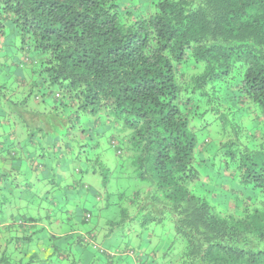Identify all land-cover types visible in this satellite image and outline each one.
I'll use <instances>...</instances> for the list:
<instances>
[{
  "label": "trees",
  "instance_id": "1",
  "mask_svg": "<svg viewBox=\"0 0 264 264\" xmlns=\"http://www.w3.org/2000/svg\"><path fill=\"white\" fill-rule=\"evenodd\" d=\"M4 22L44 58L38 83L20 96L0 92V204L25 190L31 197L34 181L61 196L71 170L77 181L97 175L93 206L118 208L104 225L122 228L126 248L138 235L167 264H264V0H0ZM38 84L55 98L36 103ZM97 114L102 128L82 125ZM196 128L208 129L200 140ZM105 134L114 154L125 149L138 180L133 188L117 182L116 201L98 150ZM49 191L43 199L53 204ZM232 193L252 203L240 199L230 212L212 202ZM13 214L3 230L21 236L1 250L0 264H35L47 239L35 236L36 250L22 253L21 241L41 229L32 230L36 216ZM168 221L173 234L162 246L154 225ZM95 230L83 241L110 261ZM51 247L49 258H66Z\"/></svg>",
  "mask_w": 264,
  "mask_h": 264
},
{
  "label": "rangeland",
  "instance_id": "2",
  "mask_svg": "<svg viewBox=\"0 0 264 264\" xmlns=\"http://www.w3.org/2000/svg\"><path fill=\"white\" fill-rule=\"evenodd\" d=\"M121 1L124 2L125 0ZM6 23L7 22H4V26L0 27V92L6 89L4 93H7L11 98L20 96L19 92L27 90L29 88L27 84L39 82L40 77L37 75L35 70L40 66L44 55L36 52L32 46V43L22 42L21 36L17 34V32L12 28L11 25L9 26V21L7 24ZM32 91L33 97H36V103L39 104L47 97H49V100L55 98V93H57L56 91L49 92L46 87L44 88L40 84H38L36 88H33ZM98 116L99 115L97 114L95 117H92L89 120H86V117L82 116L81 123L84 127H92L95 130L97 128L100 129L104 126L105 118H98ZM209 120L210 119H208V116H206L203 122L207 123V128L210 127L211 130L213 128V124L212 122L210 123ZM207 130L208 129L202 132V130L196 128L195 133L197 140H200L202 136L207 133ZM61 132L62 134H65L66 131L63 130ZM106 134L102 135V146H100L98 150L102 151L103 148H105L103 161L107 166H109V169L111 170V176L113 177V180L110 181V185L115 192L113 196L115 198H113L112 201H116L118 199L119 193V191L115 187V184L118 185L117 182L119 184H122L120 185L121 187L133 188L138 184V180L135 178V174L133 172L134 167L131 164V158L128 156L125 149L121 154H114L109 144L107 143L108 135ZM75 168L76 170L78 169L77 166H75ZM78 174L80 173H74L71 170V178L62 183V185H70V187H63V189L61 190V196L59 192L53 191L55 189L51 188L49 184H47V186H44L45 182L42 183V181H34L33 191H35V194L31 193V197H28L25 190L21 193L20 199L17 202L16 200L13 201L10 206L11 211H14V213L17 215L25 213L27 215L36 216L38 221L36 225L32 227V230L41 229L32 236L33 241L29 243L21 241L22 245L20 243L19 246L22 247V253L24 252V254H28L32 249L36 250V239L34 238L35 236H39L42 238L45 237L47 239L46 241L44 240L42 242V248L40 246L41 250H44L45 253H43L41 256H38L37 263L35 264H47L50 262L53 264H92L91 261L88 262V260L91 258L99 260L102 258L105 259V256L99 252L98 247L97 249H92L93 252L91 257L89 258V256L87 255V253L90 252L89 250H86L85 248L79 246H75L76 234L74 233V230H81L85 232L95 228L96 230L94 234L96 235L99 232L98 237L100 240L102 239L101 236L103 234L101 233V228L105 226L104 221L106 220V217H113L114 214H118V208L112 207L106 212L102 211L101 209L98 213L96 208L93 206L94 199L92 195H94L93 193L101 186V178L97 175L94 176L88 174L85 175L81 180L77 181L79 178ZM56 178L57 176H52V179L55 181ZM71 186H74V188ZM46 190H52L51 192H49L54 200L53 204L49 203L47 201V198L43 199ZM231 195L232 196L229 197L220 194L214 195L212 202L215 203L217 208H220L221 210L227 209L230 212H235V210L237 211V205H239L240 203L243 204V202H241L242 200L240 199L252 203V199L247 198L248 193H232ZM235 195H238V199L233 200L232 198ZM46 196L49 198V200H51V197L48 196V194ZM1 201L2 200L0 196V202ZM28 201H30L29 208L22 209L24 203H28ZM7 207L8 204H6V202L4 205L0 204V234H6L2 226L7 223H4L5 221H2L3 215L1 211L6 210ZM47 209L50 210L47 211ZM52 210H54L55 212H51ZM59 210H62L63 212L67 210L68 212L61 214ZM85 211L92 212V214L88 221L83 222L82 215ZM47 212H49V214L51 213V217L49 219V215L46 214ZM17 222L18 221H15V223ZM57 226L59 227L58 230ZM10 227L11 230L9 234L11 236H15L16 233H19L16 232V230H13L14 228L12 226ZM53 227H56V233L54 232ZM140 229L141 228L139 226H135V228H132L131 231H139ZM154 229H156L155 233L157 235L159 234V236L162 237L160 240L162 246L165 245L166 242L169 241V239H171V234H173V231L171 228V223L169 221L163 224L154 225ZM66 230L68 231V233L65 236L64 234H58V231L64 233ZM27 231L28 232L26 233L23 232L24 236L30 234V228H28ZM123 234H125V232L122 231V228L116 226V228L110 234H108L109 242L106 241V243H103L101 240H98V246L108 251L110 261L112 262L110 264H120L121 260L123 262L135 260V264H146L145 261H147V258H141L140 251L147 254L148 257L150 256V260L154 259L155 263L153 264H167V261L165 259L160 258L159 253H152V250L148 248V246L140 245L138 243V235H135L134 239L130 240L131 246L134 249L130 248L129 246L126 248V246L124 245L126 236H124ZM4 236L8 237V235ZM13 242L14 238H9V244H7L9 245V247L6 246L7 249L13 247ZM52 243L58 246L60 252L65 253L66 258L61 257V260H57V252L52 253L53 255L51 256V258H49V255L53 251V247H51ZM0 244L4 245L5 242L1 243L0 240ZM127 249H132L131 253L127 252ZM139 259L141 262L139 261ZM25 260L28 259L25 258ZM57 261H59V263H57ZM95 264L100 263L99 261H96Z\"/></svg>",
  "mask_w": 264,
  "mask_h": 264
},
{
  "label": "crops",
  "instance_id": "3",
  "mask_svg": "<svg viewBox=\"0 0 264 264\" xmlns=\"http://www.w3.org/2000/svg\"><path fill=\"white\" fill-rule=\"evenodd\" d=\"M20 198H18V200H19ZM17 200V201H18ZM16 201V202H17ZM2 205H4V204H2ZM10 206H11V204L9 205L8 204V207L6 208V210H3V211H1L2 212V221H5L6 223H8L9 221H11L10 219H12L14 216V211H11V208H10ZM28 208V206H27V203L25 202L24 203V205L22 206V209H27ZM13 214V215H12ZM7 215V216H6ZM58 226H57V230H58ZM10 230H11V228L9 229V231L8 230H5V232H6V234H4V233H2V234H0V240H1V243H4L5 242V244L4 245H1L0 244V252H1V250L3 249V248H5L6 250H7V247H6V241H7V238H11L12 236L9 234L10 233ZM13 230H16V229H13ZM19 229H17L16 230V232H19L20 233V235H19V233H16V237L17 236H21V231H18ZM53 230H54V232L56 233L57 232V230H56V227H53ZM91 230V229H90ZM90 230H88V231H90ZM114 230V229H113ZM113 230H110V229H108L106 226H104V227H102L101 228V233H103L102 234V239H100L103 243H106V241H108L109 242V235L108 234H110ZM88 231H85V232H83V231H81V230H74V233L76 234V240H75V246H79V247H82V248H85L86 250H89L90 252H88L87 253V255L89 256V258L91 257V255H92V252L93 251H91V248L89 247V245L88 244H86L85 243V241H83L84 239H83V235H85ZM68 233V231L66 230L64 233L63 232H59L58 231V234H64V236L66 235ZM4 235H8V237H6V236H4ZM69 235V234H68ZM59 236H61V235H59ZM99 232H98V234H96V237H97V240H99ZM99 240V241H100ZM55 245V244H54ZM87 245V246H86ZM152 246V245H151ZM39 250V252H36V254H37V256H41L43 253H45V251L44 250H41V248H42V246H41V248H39V246L37 247ZM55 248V247H54ZM57 249L58 250H60L59 248H58V246H57ZM40 252H42V253H40ZM89 261H91L92 262V264H95L96 263V261H99V263L100 264H110V263H112L111 261H105V259L104 258H102V259H89L88 260V262ZM136 263V261L134 260H131V261H127L126 262V264H135ZM145 263L146 264H149L148 263V259H147V261H145ZM155 263V262H154Z\"/></svg>",
  "mask_w": 264,
  "mask_h": 264
}]
</instances>
